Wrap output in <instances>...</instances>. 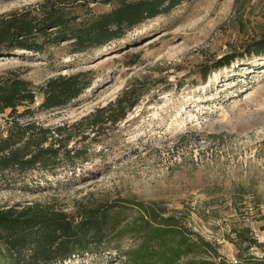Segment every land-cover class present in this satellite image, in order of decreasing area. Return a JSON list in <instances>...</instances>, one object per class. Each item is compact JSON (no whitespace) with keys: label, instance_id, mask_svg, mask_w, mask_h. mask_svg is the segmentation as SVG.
<instances>
[{"label":"rangeland","instance_id":"obj_1","mask_svg":"<svg viewBox=\"0 0 264 264\" xmlns=\"http://www.w3.org/2000/svg\"><path fill=\"white\" fill-rule=\"evenodd\" d=\"M41 1L0 0V15ZM115 4L75 11L91 18ZM263 28L264 0H188L101 47L72 52L66 41L1 57L0 73L16 71L36 86L83 71L92 83L66 106L38 108L39 95L31 115L20 116L24 106L0 114V138L14 122L64 126L67 147L89 156L55 174L0 173V205L42 202L78 215L103 201L155 202L215 243L227 264H238L239 253L262 257L259 247L240 252L238 243L264 242V52H247ZM125 91L137 103L124 119L99 126L85 119ZM133 244L115 237L60 264H127Z\"/></svg>","mask_w":264,"mask_h":264},{"label":"trees","instance_id":"obj_2","mask_svg":"<svg viewBox=\"0 0 264 264\" xmlns=\"http://www.w3.org/2000/svg\"><path fill=\"white\" fill-rule=\"evenodd\" d=\"M104 1L116 2L108 12L84 18L75 9ZM188 0H43L20 10L0 15V58L16 50L43 52L51 45L68 42L72 52L101 47L126 35L128 30L171 11ZM264 52V28L247 52ZM225 64H230L234 56ZM210 68H205L207 74ZM86 71L52 76L34 83L16 71L0 73V114L7 109L31 115L38 108L63 107L83 95L91 86ZM131 92L125 91L108 106L85 119L93 126L124 119L135 106ZM76 126V125H75ZM66 128L54 129L35 122H14L6 137L0 138V173L75 166L88 160L86 148H68L61 137ZM70 136V135H69ZM136 216L132 218L131 212ZM69 214L50 204L0 205V264H60L73 256L99 251L112 238L131 236L134 244L124 252L127 264H227L218 246L185 226L175 215H167L158 203L119 199L87 204ZM244 231L250 232L248 227ZM245 236L240 231L238 237ZM245 244V247L242 243ZM240 252L259 247L263 256L239 253L238 264H264V242L243 237Z\"/></svg>","mask_w":264,"mask_h":264}]
</instances>
